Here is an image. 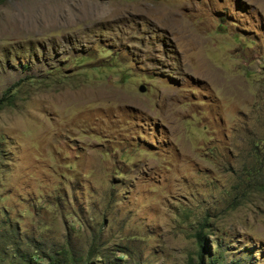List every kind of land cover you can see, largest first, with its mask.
I'll return each mask as SVG.
<instances>
[{
	"label": "rangeland",
	"instance_id": "374dc122",
	"mask_svg": "<svg viewBox=\"0 0 264 264\" xmlns=\"http://www.w3.org/2000/svg\"><path fill=\"white\" fill-rule=\"evenodd\" d=\"M2 94L0 264H264V0H0Z\"/></svg>",
	"mask_w": 264,
	"mask_h": 264
},
{
	"label": "trees",
	"instance_id": "16d2710c",
	"mask_svg": "<svg viewBox=\"0 0 264 264\" xmlns=\"http://www.w3.org/2000/svg\"><path fill=\"white\" fill-rule=\"evenodd\" d=\"M5 101V95L2 94V96H0V108L3 106ZM199 243H201L200 250L205 249V245L202 243L201 237L199 238ZM45 259L46 263L39 262L38 257L27 256V258L24 259V264H93L91 261L87 262V260L80 255L79 251H74L69 246L57 249L55 252H50L47 254ZM199 260V264H202L201 251L199 252Z\"/></svg>",
	"mask_w": 264,
	"mask_h": 264
},
{
	"label": "water",
	"instance_id": "95a60500",
	"mask_svg": "<svg viewBox=\"0 0 264 264\" xmlns=\"http://www.w3.org/2000/svg\"><path fill=\"white\" fill-rule=\"evenodd\" d=\"M140 91H144L143 88H140Z\"/></svg>",
	"mask_w": 264,
	"mask_h": 264
}]
</instances>
